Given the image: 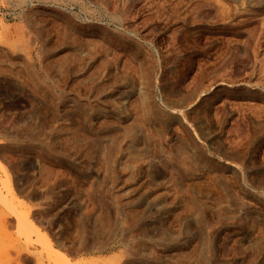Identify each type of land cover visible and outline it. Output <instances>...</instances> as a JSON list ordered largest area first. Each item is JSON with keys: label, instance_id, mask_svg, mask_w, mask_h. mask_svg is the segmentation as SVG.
Wrapping results in <instances>:
<instances>
[{"label": "rangeland", "instance_id": "obj_1", "mask_svg": "<svg viewBox=\"0 0 264 264\" xmlns=\"http://www.w3.org/2000/svg\"><path fill=\"white\" fill-rule=\"evenodd\" d=\"M41 263L264 264V0H0V264Z\"/></svg>", "mask_w": 264, "mask_h": 264}, {"label": "bare ground", "instance_id": "obj_2", "mask_svg": "<svg viewBox=\"0 0 264 264\" xmlns=\"http://www.w3.org/2000/svg\"><path fill=\"white\" fill-rule=\"evenodd\" d=\"M27 220H28V218H27ZM29 220H31V219H29ZM29 220H28V221H29ZM29 222H30V221H29ZM30 225H31V226H35L34 224H33V225L30 224ZM33 229H34V228H33ZM37 229H38V228H37ZM42 234H44V233H42ZM44 236H46L45 238H47V235H44ZM45 241H46V240H45ZM48 241H49V240H48ZM50 242H53V241H50ZM46 244H47V241H46ZM48 244H49V242H48ZM49 246L51 247V250H50V248H49V251L52 252L53 255L55 254V256H57L56 258H58V261H63V260H64V261H65V260L67 261V260H68V259H67L68 257L64 254V252H61V250H57L58 248H57V249H55V248L53 249V245H52V244H50ZM46 247H48V246H46ZM47 249H48V248H47ZM49 251H48V253H50ZM48 253L46 254V256L48 255ZM52 253H51V255H52ZM20 255H21V254H20ZM34 256H35V255H34ZM36 256H37V255H36ZM43 256H44V255H43ZM35 258H36V257H35ZM44 258H45V257H44ZM51 258H52V257H51ZM20 259H21V257H20ZM51 260H54V259H51ZM44 261H45V260H44ZM66 261H65V262H66ZM45 262H46V261H45ZM41 264H42V263H41Z\"/></svg>", "mask_w": 264, "mask_h": 264}]
</instances>
